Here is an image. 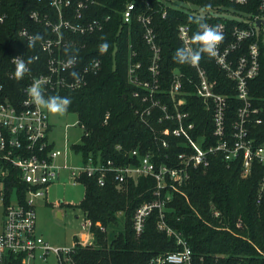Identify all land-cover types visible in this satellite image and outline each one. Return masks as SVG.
Segmentation results:
<instances>
[{
    "label": "trees",
    "instance_id": "1",
    "mask_svg": "<svg viewBox=\"0 0 264 264\" xmlns=\"http://www.w3.org/2000/svg\"><path fill=\"white\" fill-rule=\"evenodd\" d=\"M68 1V7H61L64 20L91 22L108 18L104 28L92 34L80 35L62 30L65 46L59 49L60 54L79 58L78 68L89 61L101 62L99 72L88 77L84 87L54 94L70 97L67 112L76 114L78 125L83 129L80 143L72 145L71 149L81 154L83 163L91 157L95 164L112 161L116 165H135L137 162L129 157V153L137 149L142 155L154 153L158 164L174 166L184 140L165 137L168 146L163 148L155 136L165 127L173 129L176 123L159 122L160 112L154 109L149 118L150 126L144 124L140 111L149 104L142 101L145 91L130 83L128 78L130 62L140 64V80L150 78L148 68L152 53L143 40L144 28L137 21V14L145 12L152 19L160 49L156 98L170 105L169 98L164 94L168 91L173 70L183 74L185 91L195 92L199 82L195 67L180 64L174 59L176 49L183 47L177 35L178 27L188 26L192 37L201 30V23H223L226 40H231L235 27H247L242 18L249 16L252 19L261 14L258 10L261 0H248L245 5H236L229 0H133L136 10L129 23L123 22L122 12L131 0ZM51 2L0 0V12L6 16L0 25V80L6 84L5 92L9 99L21 96L18 79L7 77V74H15L10 63L14 55L24 56L33 74L46 71L49 55L43 51L41 43L56 38L52 26L46 25V22L54 24L59 21L58 12ZM79 3H83L84 7L78 9ZM179 3L204 8L207 16H196L192 14L193 9L188 12ZM77 11L81 14L80 19L75 18ZM164 11L166 15L162 18ZM32 13L37 14V20L30 18ZM23 29L31 35L39 33L41 39L30 46L18 35ZM104 41L109 47L102 52L100 45ZM253 42L258 45L259 70L257 76L248 81L251 107L257 110L251 115L249 135L260 146L264 144V29L259 30L257 38L247 39L233 52L232 59L235 61L243 55ZM197 46L198 42L191 39V47ZM197 65L204 70L213 91L226 97L225 120L226 127L230 129L242 106L236 97L235 84L208 54L203 53ZM135 92L139 96L135 97ZM183 111L189 113V120L196 125L192 137L204 144L201 138L205 136L207 144H216L212 134L213 111H206L202 100L192 94L186 97ZM257 119L261 120L260 124L255 123ZM15 179V186L23 198L25 185ZM76 181L83 186L84 196L75 207L92 222L93 243L85 247L76 246L72 254L75 264H150L160 254L180 250L174 238L158 230L157 210L149 214L140 235H136L133 229V215L137 208L154 198L155 182L152 178L140 177L119 186L113 174L108 173L105 184L99 186L96 177L81 173ZM181 193L183 195L173 193L171 200L165 204L164 220L169 228L181 233L186 240L193 264H264V166L254 161L250 174L242 177L240 160L227 166L222 153L211 155L206 168L189 169V178ZM66 206L72 207L69 204ZM214 211L219 213L218 217H214ZM119 215L123 218V228L114 231L109 240L108 229L118 227ZM97 223L104 231L95 226ZM20 263L14 261L12 264Z\"/></svg>",
    "mask_w": 264,
    "mask_h": 264
},
{
    "label": "built area",
    "instance_id": "2",
    "mask_svg": "<svg viewBox=\"0 0 264 264\" xmlns=\"http://www.w3.org/2000/svg\"><path fill=\"white\" fill-rule=\"evenodd\" d=\"M229 1L236 5H245L248 2V0ZM69 3L68 0L64 2L52 0L51 2L58 12L59 21L54 24L46 22V25L52 26L56 38L46 39L41 43L43 51L49 55L45 73L33 74L28 60L24 56L16 54L10 60L14 71L16 72L20 60L25 62L27 70L22 78H17L15 74H7V77L12 80L18 79L17 83L21 85V96H12V99H9L5 92L6 84L0 80V204L2 206L0 264H12L14 261H19L20 264L47 262L49 256H53L57 264H75L72 254L76 246L85 247L93 243L91 234L93 224L85 217L81 224L84 235H80V232L69 247L54 248L36 234V202L45 196L46 187L58 179L63 169L69 172V177L74 183H77V177L84 173L88 177H96L99 186L105 184L108 173L113 174L114 180L119 186L128 180H136L140 177L152 178L155 182L154 198L150 202L143 203L135 211L133 215L135 234L142 233L147 217L153 210H157L158 230L164 232L166 236L174 238L180 250L160 254L154 257L150 264H193L192 252L186 240L181 233L169 228L164 220L165 204L171 200L173 193L182 194L181 188L189 178V169L206 168L209 166L210 156L218 153H222L223 161L227 166L240 160L242 177H247L250 174L254 161L264 166V144L257 146L249 135L251 115L257 113V110L251 107L248 94V81L257 76L259 70L257 43H250L243 55L236 58L235 61L232 59L233 52L243 46L247 39L253 36L257 38L259 30L264 29V0H261L258 5L261 14L252 19L249 16L242 18V22L247 27H235L231 40H226L223 23L215 25L205 23L222 33L223 38L217 45V53L211 58L226 73V77L235 84L236 97L242 103L230 129L226 127L225 120L226 97L213 91L212 83L209 82L204 70L197 64H191L196 68L199 80L195 92L190 93L183 90V74L178 70H173L168 91L164 94L169 98L170 105L156 98L159 90L160 49L156 42L151 17L147 16L145 12L138 13L137 21L144 28L143 40L152 53L148 68L150 75L148 80H140L139 63L130 62L128 67L130 83L145 91L142 101L149 103L140 111V118L144 124L150 126L149 118L153 115L154 109H158L160 112L159 122L174 121L176 125L173 129L165 127L157 132L158 135L155 138L163 148L168 146L165 137L182 138L184 140L182 151L177 155L174 166L158 164L154 153L142 155L135 149L129 153V157L136 160L137 164L135 165H116L112 161L95 164L90 157L77 170L65 166L60 167L56 164V160L62 154L60 151L54 150L48 140L50 124L46 108L30 102L26 91L36 80L40 81L45 97L59 94L62 90H78L87 84L88 77L97 74L101 68L99 60L89 61L83 67L78 68L79 58L76 56L75 62L69 65L67 61L70 57L59 53L61 46H65L62 40V30L80 35L92 34L101 31L108 19L91 22L64 20L61 15V7L62 5L68 7ZM82 7L84 4L79 3L78 9ZM135 10V2L129 1L122 12L124 23L130 22ZM192 14L205 17L207 11L196 6ZM165 15L164 11L162 18ZM80 17L81 14L77 11L75 18L80 19ZM5 18V14L0 12V25L4 23ZM30 18L37 20V14L32 13ZM18 35L28 43L33 36L24 29L19 31ZM177 35L183 47L192 48L188 26H179ZM132 56H134L133 53ZM34 59L36 60V57ZM73 72L78 74V78L72 75ZM22 82L25 84L22 85ZM190 94L202 100L206 111H213L214 129L212 134L216 138V144H207L205 136L201 138L204 144L192 137L191 134L195 131L196 125L189 120V113L183 111L186 97ZM134 96H139V93L135 92ZM255 123L260 124L261 120L257 119ZM15 178L25 185L23 198L15 186ZM213 215L218 217L219 213L214 211ZM95 226L104 231V228L98 223ZM85 235H88L89 238H85Z\"/></svg>",
    "mask_w": 264,
    "mask_h": 264
},
{
    "label": "rangeland",
    "instance_id": "3",
    "mask_svg": "<svg viewBox=\"0 0 264 264\" xmlns=\"http://www.w3.org/2000/svg\"><path fill=\"white\" fill-rule=\"evenodd\" d=\"M179 6L188 12L196 7L188 4L179 3ZM48 122L52 126L53 131L49 138L54 143V150L61 152V156L56 160V164L60 167H69L77 170L83 164L81 154L75 153L72 145L80 143L83 129L78 125L76 114L71 112L52 113L46 108ZM64 174L60 179L56 180L47 190V202L49 206L38 208L36 211V227L35 230L44 242L54 248L69 247L73 243V235L81 234V224L84 221V214L75 206L82 200L84 196V188L80 184H76L71 180L64 178ZM72 205V207L59 206L58 201ZM61 212L62 217L58 219L56 213ZM119 224L117 228L108 229V238L111 240L112 233L123 228V218L119 215ZM2 221V206L0 204V222ZM34 264H57L53 256H49L47 262L39 261Z\"/></svg>",
    "mask_w": 264,
    "mask_h": 264
},
{
    "label": "clouds",
    "instance_id": "4",
    "mask_svg": "<svg viewBox=\"0 0 264 264\" xmlns=\"http://www.w3.org/2000/svg\"><path fill=\"white\" fill-rule=\"evenodd\" d=\"M200 31L193 34L191 39L198 42L197 48H185L179 47L176 49L174 59L180 64H197L203 53L209 56H215L217 53V45L222 40V33H220L215 27L208 26L206 24H200ZM39 33L34 34L29 40V45L34 46L36 41L40 40ZM109 44L104 41L100 45L102 52L107 51ZM76 57L72 56L68 59L69 65L75 62ZM27 70L26 64L23 60H20L15 76L22 78L24 72ZM73 76L78 78V74L73 72ZM29 97V101L37 105H42L52 113H64L67 111L68 106L71 103V99L68 96L52 95L45 97L39 80H36L26 90Z\"/></svg>",
    "mask_w": 264,
    "mask_h": 264
},
{
    "label": "crops",
    "instance_id": "5",
    "mask_svg": "<svg viewBox=\"0 0 264 264\" xmlns=\"http://www.w3.org/2000/svg\"><path fill=\"white\" fill-rule=\"evenodd\" d=\"M53 131V128H52V126L50 125V130H49V133H48V140H49V142L53 145V147H54V143L50 140V138H49V135H50V133ZM62 174H64V178L65 179H68V177H69V172L67 171V170H65V169H63L61 172H60V175H59V179H60V177H61V175ZM58 180V179H57ZM54 183V182H53ZM53 183H51L49 186H47L46 187V189H45V196L42 198V199H39L37 202H36V206H35V209H36V211H37V209L38 208H43V207H46V206H49L50 204L47 202V190L49 189V187H51V185L53 184ZM76 184H78V183H76ZM58 203V205L59 206H66L67 204H65V203H63L62 201H58L57 202ZM56 217L58 218V219H61V217H62V214H61V212H58L57 211V213H56ZM36 223H37V220H36ZM36 234L37 235H39V236H41L38 232H37V230H36ZM80 234V232L77 234V235H79ZM77 235H73V237H72V241H74L75 240V238L77 237ZM80 235H84V234H80ZM42 237V236H41ZM86 237H88L89 238V236L88 235H85V238ZM90 241H92L91 239H90Z\"/></svg>",
    "mask_w": 264,
    "mask_h": 264
}]
</instances>
